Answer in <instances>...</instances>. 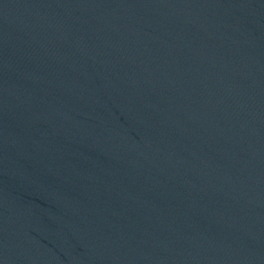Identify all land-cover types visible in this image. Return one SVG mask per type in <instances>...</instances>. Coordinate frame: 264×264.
<instances>
[{
  "label": "water",
  "instance_id": "1",
  "mask_svg": "<svg viewBox=\"0 0 264 264\" xmlns=\"http://www.w3.org/2000/svg\"><path fill=\"white\" fill-rule=\"evenodd\" d=\"M0 264H264V0H0Z\"/></svg>",
  "mask_w": 264,
  "mask_h": 264
}]
</instances>
